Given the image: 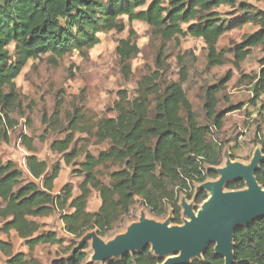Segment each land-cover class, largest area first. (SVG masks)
Segmentation results:
<instances>
[{"label":"trees","instance_id":"16d2710c","mask_svg":"<svg viewBox=\"0 0 264 264\" xmlns=\"http://www.w3.org/2000/svg\"><path fill=\"white\" fill-rule=\"evenodd\" d=\"M224 8L231 11L222 13ZM231 12L237 16L227 19ZM123 17L149 26L163 42L178 38L202 41L207 70L223 66L227 53L232 55L234 68L239 69L253 49L264 46V11L237 0H0V144L9 141L8 131L13 127L9 114L18 104L14 81L26 64L43 56L56 60L89 50L99 43L100 34L121 32L119 20ZM247 25L257 29L227 51L217 49L221 37ZM136 53L134 44L119 42L116 54L125 74L129 73L128 62ZM157 64L163 65L162 51L158 53ZM260 64L257 75L241 74L239 79L240 84L250 85L251 106L264 97V60ZM186 72L182 66L177 82H164L159 70L143 78L132 97L121 93L112 118L82 124L78 117L72 118L68 134L63 140L54 141L50 150L60 155L66 166L83 158L74 170L81 179L77 195H73L70 184L54 193L61 166L49 167L39 160L26 138L22 141L29 151L25 168L31 180H26L14 163L0 159V233L8 236L14 231L28 248L27 254H12L11 244L0 241L5 264H42L34 257L37 246L63 245V239L51 230H44L45 225L36 221L55 213L64 233L73 240H80L90 232L104 239L130 213L136 200L152 217L171 214L172 225L180 226L181 197L192 201L194 209L207 199L205 191L194 190L218 179L213 169L220 166L223 150L217 135L226 116L241 110L242 105L219 109V96L232 79V73L227 72L215 84L205 86V124H199L182 87L187 81ZM259 132L257 128L258 137ZM77 134L87 138L80 146L76 145ZM89 139H94L95 144L106 142L108 148L94 156L88 151ZM259 144L264 156V139ZM111 167L117 170L108 174L109 182L104 184L99 179V168ZM255 179L264 189V161ZM243 189V182L227 185L228 191ZM92 192L98 194L100 205L89 212L87 205ZM75 246L76 243L64 255H70ZM213 248L210 246L201 259L191 264H223ZM88 249L85 245L71 256L55 258L51 264H92ZM233 254V264H264V218L237 228ZM162 262L147 248L140 254L106 264Z\"/></svg>","mask_w":264,"mask_h":264},{"label":"rangeland","instance_id":"374dc122","mask_svg":"<svg viewBox=\"0 0 264 264\" xmlns=\"http://www.w3.org/2000/svg\"><path fill=\"white\" fill-rule=\"evenodd\" d=\"M237 1L250 4L256 10L264 11V0ZM230 11L228 8L221 10L222 13ZM231 13V16H226L227 19L237 16ZM119 23L123 28L121 32L111 31L100 34L99 43L89 50L73 52L56 60L43 56L39 60L29 61L26 64L14 81L18 104L9 114L13 127L8 131V143L0 144V159L3 162L14 163L23 172L24 178L31 180L25 168V159L29 151L22 141L26 138L39 160L45 161L49 167L56 164L61 166V173L56 181L57 189L54 193L57 194L63 185L70 184L73 187V195H77V185L81 179L75 175L74 170L83 158L76 160L74 162L76 164L72 166H66L62 157L50 150L54 141L63 140L68 134V123L72 118L78 117L81 124L112 118L115 116V105L121 100V93L132 97L137 83L158 70L164 82H177L180 79L181 67L184 66L187 69V81L182 87L199 124H205L203 111L205 86L215 84L227 72L232 73L231 81L219 96V109L238 104L242 105V109L226 116L223 129L217 135L222 144L223 156L220 166L216 169L225 166V153L229 155L232 162L248 165L255 150H261L259 141L264 139V108L261 110V106H264V97L256 106H251L249 104L250 85L240 84L239 79L241 74L253 77L259 73L260 62L264 60V46L253 49L250 56L239 65V69L234 68L232 55L227 53L226 63L223 66L207 70L206 51L202 41L178 38L163 42L144 23L129 22L126 17L120 18ZM256 29L255 26L247 25L242 29L225 34L219 39L217 49L227 51ZM120 41H129L137 48V53L128 62L129 73L127 74L116 54ZM12 51L11 47L10 52ZM160 51H162L163 65L158 67L157 56ZM257 128H260L259 137L256 135ZM85 137L77 134L76 145L80 146ZM88 142V151L94 156L108 148L106 142L95 144L94 139H89ZM116 168H99V179L104 184H108V174L117 170ZM198 187L194 192L198 191ZM182 200L194 209L192 201L181 197L180 205ZM99 205L98 194L92 192L87 210L94 212ZM199 207L200 205L197 209ZM141 214H144L146 219L158 223L171 220V214L163 218L152 217L140 201L136 200L130 213L101 240L108 242L124 233L131 224L138 222ZM183 219L182 216V221ZM39 220L45 223L48 230L54 231L64 241L61 247L39 246L37 248L36 256L43 264H50L53 259L63 256L73 244H78L79 240H73L72 237L64 234L63 225L57 213ZM88 246L87 253L90 262L92 251L90 245ZM107 262L94 264H106Z\"/></svg>","mask_w":264,"mask_h":264},{"label":"water","instance_id":"95a60500","mask_svg":"<svg viewBox=\"0 0 264 264\" xmlns=\"http://www.w3.org/2000/svg\"><path fill=\"white\" fill-rule=\"evenodd\" d=\"M224 157L225 166L213 169L218 179L197 189L208 196L199 209L194 210L185 200L181 201L182 225H172L170 219L164 223L154 222L141 214L138 222L111 241H102L95 232L85 234L69 256L90 245V263L94 264L140 254L149 248L163 260L162 264H191L213 246L223 264H233L237 228L264 218V189L255 179L264 156L260 149L255 150L248 165L232 162L227 153ZM235 182H243L245 189L228 191L227 185Z\"/></svg>","mask_w":264,"mask_h":264},{"label":"crops","instance_id":"0c3cea01","mask_svg":"<svg viewBox=\"0 0 264 264\" xmlns=\"http://www.w3.org/2000/svg\"><path fill=\"white\" fill-rule=\"evenodd\" d=\"M56 181H57V180H56ZM56 189H57V183L55 182V183H54V192H55ZM36 221H37L39 224L45 225V223H44V222H41L39 219H37ZM0 222H1V220H0ZM1 224H2V222L0 223V227H1ZM44 230H48L46 226L44 227ZM53 232H54V231H53ZM63 232H64V231H63ZM64 234H65V233H64ZM0 235H1V236H0V241H1V242H4V243L9 242V243L11 244V246H12V254H17V253L27 254V253H28V248H27V246L25 245V241L22 240V239H20L14 231L10 232L8 236H6V235H4V234H2V233H0ZM65 235H67V234H65ZM67 236H69V235H67ZM57 237L60 238L58 235H57ZM70 237H71V236H70ZM61 239H62V238H61ZM63 244H64V242H63ZM39 246H48V245H39ZM39 246H37L36 249H35V251H34V257H35L39 262H41L40 259H38L37 256H36V250H37V248H38ZM62 246H63V245H62ZM52 247H54V246H52ZM67 256H69V254H68ZM67 256H66V255H63V256H61V257H67ZM53 260H54V259H53ZM53 260H52V261H53ZM52 261H51V262H52ZM5 262H6V257L0 252V264H1V263L5 264ZM41 263H42V262H41ZM42 264H43V263H42ZM50 264H51V263H50Z\"/></svg>","mask_w":264,"mask_h":264},{"label":"built area","instance_id":"2783aa9c","mask_svg":"<svg viewBox=\"0 0 264 264\" xmlns=\"http://www.w3.org/2000/svg\"><path fill=\"white\" fill-rule=\"evenodd\" d=\"M241 137V136H240Z\"/></svg>","mask_w":264,"mask_h":264}]
</instances>
